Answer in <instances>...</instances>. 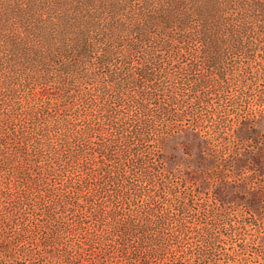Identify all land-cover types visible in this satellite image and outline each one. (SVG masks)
Returning a JSON list of instances; mask_svg holds the SVG:
<instances>
[{
	"label": "trees",
	"instance_id": "1",
	"mask_svg": "<svg viewBox=\"0 0 264 264\" xmlns=\"http://www.w3.org/2000/svg\"><path fill=\"white\" fill-rule=\"evenodd\" d=\"M85 2L0 0V264H264V0Z\"/></svg>",
	"mask_w": 264,
	"mask_h": 264
},
{
	"label": "rangeland",
	"instance_id": "2",
	"mask_svg": "<svg viewBox=\"0 0 264 264\" xmlns=\"http://www.w3.org/2000/svg\"><path fill=\"white\" fill-rule=\"evenodd\" d=\"M13 1V0H11ZM66 2H68V6H70L72 9L76 10V0H66ZM114 0H89V2H85L87 4V6L85 5V7H102L103 5H108L113 4ZM138 22H146V19H144L143 17H139ZM73 23L75 25V30H76V15L74 16L73 19ZM74 38H76V36H74ZM66 56V58H71V56L73 55V53H67L64 54ZM54 69V68H52ZM47 90L51 93H55L56 92V88H54L52 85H47L46 86ZM70 221L74 220L73 215H69L68 216ZM251 233L248 235V237L253 240L256 236H255V229L250 230ZM250 264V263H248Z\"/></svg>",
	"mask_w": 264,
	"mask_h": 264
}]
</instances>
